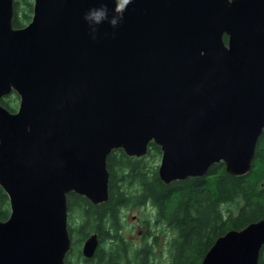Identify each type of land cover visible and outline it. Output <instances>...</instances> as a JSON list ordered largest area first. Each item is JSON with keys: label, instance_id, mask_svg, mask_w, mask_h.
<instances>
[{"label": "water", "instance_id": "water-1", "mask_svg": "<svg viewBox=\"0 0 264 264\" xmlns=\"http://www.w3.org/2000/svg\"><path fill=\"white\" fill-rule=\"evenodd\" d=\"M0 0V264H65L67 195L108 200L107 158L160 149L164 185L222 163L251 169L264 130V0ZM86 19L106 8L108 17ZM226 39V41H225ZM96 233L81 255L92 258ZM264 219L217 237L200 264H259Z\"/></svg>", "mask_w": 264, "mask_h": 264}, {"label": "trees", "instance_id": "trees-1", "mask_svg": "<svg viewBox=\"0 0 264 264\" xmlns=\"http://www.w3.org/2000/svg\"><path fill=\"white\" fill-rule=\"evenodd\" d=\"M32 3L33 0H14V28H22L30 22ZM0 105L15 112L18 97L11 93L0 100ZM158 154L160 149L151 143L147 156L156 158ZM144 158H129L120 150L111 153L107 158L109 180L105 203L92 205L82 196L67 195L72 249L90 234L98 236L96 254L81 264H128L119 263V257L132 259L129 264H150L147 261L150 246L144 244L132 255L126 252L120 236V211L124 207L150 205L155 209L157 221L166 223L173 230L174 236L168 242L169 257L162 264H200L217 237L264 219V130L258 139L251 169L240 177L227 174L224 165L219 163L202 178L164 185L158 178L157 168L149 167ZM8 216L9 201L0 188V221H5ZM73 218L75 223L72 225ZM99 251L111 253L105 256ZM118 251L123 253H115ZM80 254L78 251L72 262L69 252L65 264H80ZM259 264H264V247Z\"/></svg>", "mask_w": 264, "mask_h": 264}, {"label": "rangeland", "instance_id": "rangeland-1", "mask_svg": "<svg viewBox=\"0 0 264 264\" xmlns=\"http://www.w3.org/2000/svg\"><path fill=\"white\" fill-rule=\"evenodd\" d=\"M144 161L149 167H158L160 162V154L156 158L147 156ZM122 231L120 236L123 238L127 253L132 255L134 251L143 245L140 243L147 239L145 234L150 233L153 238L150 243L153 256L156 257L158 263H164L168 260L169 250L168 242L174 236L173 230L169 229L166 223L157 221L155 211L150 205L144 207H124L120 211ZM74 219V218H73ZM75 219L72 221V225ZM141 241V242H140ZM106 244V243H105ZM81 244L71 249L69 258L75 262V254L81 249ZM78 250V251H77Z\"/></svg>", "mask_w": 264, "mask_h": 264}, {"label": "clouds", "instance_id": "clouds-1", "mask_svg": "<svg viewBox=\"0 0 264 264\" xmlns=\"http://www.w3.org/2000/svg\"><path fill=\"white\" fill-rule=\"evenodd\" d=\"M113 12L114 15L112 17H108L106 8L93 10L88 14L86 19L90 20L93 25H99L100 23L104 22L105 19H107L109 25L115 27L119 22V18L122 17L123 9H121L119 17L115 14V7L113 9Z\"/></svg>", "mask_w": 264, "mask_h": 264}, {"label": "flooded vegetation", "instance_id": "flooded-vegetation-1", "mask_svg": "<svg viewBox=\"0 0 264 264\" xmlns=\"http://www.w3.org/2000/svg\"><path fill=\"white\" fill-rule=\"evenodd\" d=\"M145 206H147V204L145 205ZM143 207V206H142ZM154 211H155V209L153 208V207H151ZM155 214H156V212H155ZM147 236V239L146 240H143L141 243H140V245L142 244V245H147V246H150L151 247V245H150V243H151V241H152V238H153V236L150 234V233H147V234H145V236H144V238ZM98 253H102L103 255H105V256H109L108 254L109 253H111V252H109V251H102V252H98ZM115 253H117V254H120V253H123L122 251H118V252H115ZM153 250H151L150 251V253H149V256H148V259H147V261L151 264V263H157V259H156V257L155 256H153ZM96 254V253H95ZM94 257V256H93ZM67 259V258H66ZM89 259H91V258H89ZM89 259H86V258H84L81 254H80V264L82 263V261H86V260H89ZM135 260V259H134ZM119 263H130V262H132V259L130 260V259H126V258H120L119 257V261H118ZM136 263H138V262H136Z\"/></svg>", "mask_w": 264, "mask_h": 264}]
</instances>
